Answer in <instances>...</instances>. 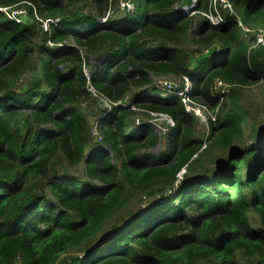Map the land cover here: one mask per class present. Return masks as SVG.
Masks as SVG:
<instances>
[{
  "label": "trees",
  "instance_id": "16d2710c",
  "mask_svg": "<svg viewBox=\"0 0 264 264\" xmlns=\"http://www.w3.org/2000/svg\"><path fill=\"white\" fill-rule=\"evenodd\" d=\"M114 1L0 0L25 11L20 23L0 13V264H264V93L244 100L264 81V0H228L246 34L202 18L211 0L190 17L191 0H130L132 12L102 21ZM37 18L58 19L51 42L74 47L49 48ZM82 49L101 61L89 70L97 93L129 101L102 120L103 146L85 117ZM151 75L185 76L198 101L219 105L205 141ZM215 80L230 86L222 102ZM131 107L174 120L160 156Z\"/></svg>",
  "mask_w": 264,
  "mask_h": 264
},
{
  "label": "built area",
  "instance_id": "2783aa9c",
  "mask_svg": "<svg viewBox=\"0 0 264 264\" xmlns=\"http://www.w3.org/2000/svg\"><path fill=\"white\" fill-rule=\"evenodd\" d=\"M129 3L132 5L130 0H128ZM196 3V0H191V4L182 6L181 10L184 12L185 15L188 17L193 16L197 14L194 8V4ZM121 5L120 11H133V5L132 9L128 10L129 4L119 3ZM111 11H106V16L102 18V21H105V19L109 16H111ZM0 13H5L9 18L13 19L15 22L20 23L21 17L25 11L23 9H16L10 13L8 11V8H0ZM202 18L207 19L209 24L212 26H217L221 23L228 22L230 20H234L238 23L239 27L242 28L243 32L249 33V29L244 27L241 23L238 17H233L234 11L233 7L230 4L228 0H211V3L208 7V10L199 13ZM40 23V27L44 33L48 34V38L46 41V45L49 48L58 47H74V44L72 41L69 42H60V43H52L50 40V29L51 27H57L58 26V19H46L41 20L38 19ZM98 21L100 19H97ZM197 37V35H195ZM264 46V32L256 35V42L255 46L257 45ZM85 68H83L84 70ZM85 78L87 82L86 86V92L89 95V98L97 100L98 103L103 107V113L98 117L97 121L94 123V126L90 128V135L91 138L98 142L99 144H102V129L103 124L102 120L110 114L115 108L118 107H128L129 101L125 99L123 102H112L101 95L97 93V91L90 85V72H85ZM151 88L159 89L163 95L166 96H173L175 97L178 102L183 106L186 113L194 116L201 124L209 126L213 124L216 120L215 114L218 112V107L215 108V110L212 112L207 105L203 104L202 102L198 101V97L194 94L195 89L191 81L185 77L181 76L179 81L169 79V77L164 76H154L151 75ZM230 86L223 82L222 80H215V82L212 85V95H217L221 100L224 96H226L229 93ZM164 97V96H163ZM132 112L135 113V115L132 117V120L134 121V126L136 129L143 131V130H152V131H158L165 133L164 135L168 134L170 129L175 127L174 120L172 117L166 113H155L150 111H143L141 109H138L136 107L130 108ZM148 115V116H147ZM205 148V144L202 146L201 150Z\"/></svg>",
  "mask_w": 264,
  "mask_h": 264
},
{
  "label": "rangeland",
  "instance_id": "374dc122",
  "mask_svg": "<svg viewBox=\"0 0 264 264\" xmlns=\"http://www.w3.org/2000/svg\"><path fill=\"white\" fill-rule=\"evenodd\" d=\"M120 1V3H124V4H129L128 5V10H131L132 9V5L129 3L128 0H115L114 2H110L107 6V10H110L111 12V15H116L118 12H121L119 8H121V5L118 4ZM106 10V11H107ZM106 11L104 13L103 16H106ZM87 13H90L91 15L97 17V18H101L98 16V11H97V7H96V4L92 1L90 2L89 4V8H87ZM35 14V13H34ZM36 16V15H35ZM233 17H236V14L233 15ZM38 23H39V20L37 19ZM118 23V22H117ZM194 31V27L191 28L190 30V36H192V32ZM183 50L186 52V53H191V55H194L197 51H198V47L192 42V40L189 38L188 41L186 43H184V46H183ZM34 55H36L34 53ZM81 55L83 57V60L85 62H88L89 66L86 64L84 66V71L87 73L89 72V70H92L93 68L99 66V64L101 63L100 59L99 60H96L95 58H93L92 56L88 55L86 53V51L84 49L81 50ZM222 57V53H219L216 55V59L219 60L221 59ZM261 63L264 64V52L262 54V57H261ZM169 79H173V80H176L177 82L179 81L180 77H169ZM261 93H264V81L263 82H260V84H258L257 86H253L247 90H245L244 92V95L246 96L245 97V101L247 100H252L254 99L257 95V94H260ZM254 95L255 97L251 98L250 96ZM83 106H87V110H86V120H87V123L89 125L90 128H92L94 126V123L97 121L98 117L103 113V107L98 103L97 100H94V99H91L89 98V101L87 104H84ZM253 111H250V114H252ZM148 116V115H147ZM197 120V119H196ZM247 121V119H246ZM197 128H196V136L199 137L200 139H203L204 141L206 140V138L208 137L209 133H210V129H209V126H206V125H203L201 124L198 120H197ZM154 134H156L157 136V145L151 149H149V153L150 154H153V155H156V156H160L161 153L164 151V147H165V136L167 135H164L165 133L163 132H158V131H153ZM245 133L246 131H244V136H245ZM101 146H103V143L102 144H99ZM70 174H72L74 177L76 178H84V175L81 171V169L79 167H76V168H72L69 170Z\"/></svg>",
  "mask_w": 264,
  "mask_h": 264
},
{
  "label": "clouds",
  "instance_id": "9594fccd",
  "mask_svg": "<svg viewBox=\"0 0 264 264\" xmlns=\"http://www.w3.org/2000/svg\"><path fill=\"white\" fill-rule=\"evenodd\" d=\"M38 19V18H37ZM41 20H44V19H41ZM41 28V27H40Z\"/></svg>",
  "mask_w": 264,
  "mask_h": 264
}]
</instances>
